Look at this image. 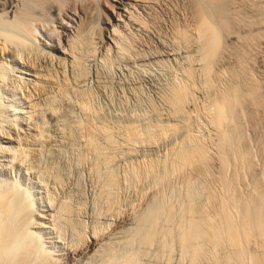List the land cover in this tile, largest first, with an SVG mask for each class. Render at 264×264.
Wrapping results in <instances>:
<instances>
[{
	"label": "rangeland",
	"instance_id": "374dc122",
	"mask_svg": "<svg viewBox=\"0 0 264 264\" xmlns=\"http://www.w3.org/2000/svg\"><path fill=\"white\" fill-rule=\"evenodd\" d=\"M25 1L26 0H17L16 3H18V2L24 3ZM28 1H31V0H28ZM28 1L26 2V4L28 3ZM56 1H58V0H56ZM78 1L77 2L79 4L75 0L72 1V3L69 0L64 1V2H60L58 4V6H60V4H62V3L65 4L64 6H67V9L64 7L66 10L63 9L64 11H67V12H64L62 10V8L59 9V12H61V10H62V12L65 13V14L62 13L63 15L61 13H59L58 10H56V8H58L57 4H55L56 5L55 9H54V7L49 8V10H51V8H53L54 11L53 10L48 11L47 10L48 8L46 6L41 8L40 7L41 5L38 4V6L40 5L38 7L37 3H39V2H37L36 5H34L35 3L33 2V0H32V2L34 4H28L25 6L23 3L22 4L18 3L16 5H18L20 7L17 6L18 8L15 7L16 9H14L17 11L21 10V11H19L21 13H23L26 8H27V10L29 9L28 12L31 13L30 16H29V13L27 14V18H28V20H30V22L29 21L28 22L31 24V25L30 24L29 25L32 26L33 29L35 28L34 32L36 30H39L38 33L43 32V34H42L43 36H39V34L36 31V34H38V36L34 35L35 37H33V38H35L34 41H36V39L38 41V39H39V41H40V43L38 41L39 44L37 42L33 43L32 38L29 39V41L32 42L35 46L39 45L38 47L42 48V50L43 49L45 51L47 50V52L49 50L50 53L53 52V54L55 51L52 50V48L50 46H52V45H54V47L58 46V39H55L53 41L52 35L54 34L56 36V37L55 36L54 37L58 38L59 36H57V35L62 34V32L61 33H58V32L63 31L62 26H61V25H63L62 24L63 20L66 19V21H68L69 26L67 27V31H66L67 37L62 38L61 40L62 41L64 40L62 42V47L65 46L64 48L65 49L67 48V50L71 51V52H68L66 50L67 51L66 54L61 53L60 54L62 56L61 59L60 58L57 59V57H54L50 61L49 68L54 73V74L53 73L51 74V72H50L51 76L53 75V81L55 83L54 84L55 86L53 85L54 86L53 89L54 90L56 89L55 91H57V89H58V91H59V89H62L63 87L59 86L58 81L60 82V85H61V82L62 83L64 82L63 83V86H64L63 89H66V88L68 89V90H65L66 92L68 91L67 92L68 100L69 101L72 100L71 99V97H72L73 101H74V102L72 101L73 102L72 103L73 106H72L71 103H63V101L60 99L61 98L60 96H59L60 98L57 97V100H59L60 102L57 101L55 98V100L58 103L56 101H54V103L58 104V107H59L58 109L61 111L63 109L62 113L60 111H58L59 112L58 115L61 113L62 115L61 114L59 115L60 118H62V117L65 118V115H66V118L69 117V119H72V120L77 121V122L79 121L78 123H81V125H80L81 128H79L78 131L79 132L81 131L80 132L81 134L77 131H75V134H78V135L80 134L81 136L77 135L78 137H76V135H75V144L76 145L75 144L74 145L76 147L72 146L71 148L70 147L68 148L62 142H59L60 144H62L63 147L65 146L64 150L66 151V149H69L70 153L67 150L68 152L66 151L65 155L63 153V156H62V153H61L58 157H56L57 158L56 159L57 160L56 168L49 166V164H48L49 162L47 161V159L45 160V158H47V150H48V143L45 140H42V141L40 140L36 144V148L38 149L39 153H41V152L43 153V154L42 153L40 154L41 158L43 157L42 158L43 163H41V166L43 165V167H40L39 168L40 170L36 169L37 171L38 170L40 171V172L38 171V173L36 170H34L33 171L34 173H33L30 170L28 171L26 169H19L17 166H12L14 164L10 161L11 160L10 156H8L9 158L8 157L5 158V160H4V158L0 159V162L3 165L4 164L8 165L7 168L2 170L1 171L2 173H0V177L1 178L4 177V179H5L4 185L6 183L8 185H10L11 183L12 184L17 183V181L19 180L18 183L22 184L21 186H23V188H26V190H29V192H32L31 194H33V192L35 193L34 196H36L38 202H40L42 204V201L44 200L42 205H47L49 199H52L54 201L56 200V202L54 203L56 205L55 208L62 207V208H60L61 211L58 208L59 209V210L57 209L58 212L56 210H54L55 212L53 211V213L49 212L50 215H48V218L52 217V219L51 218L49 219V222H48L49 225H48V223H46L47 227L35 229V231L38 233V236L37 235L35 236L36 240L39 239L38 242H39V244L41 243V245H43L45 252L50 253V254H48L50 259L45 257L44 255H43L44 256L43 257L39 253H37L38 257L35 259L36 254H32V252L29 251V252H31V255H33V256H31L30 254L28 255L29 252L27 253L25 251L26 252L25 257L23 254H20L23 257L22 256L18 257L17 261H15L16 259L13 261L9 260V261H6L8 263L4 262L2 264H27L28 259H26V258H28V257H29L30 261L32 260V258L35 259V261H34V259H33V261H31V264L32 263L36 264L38 258H40V259L42 258L41 260L38 259V262H37L38 264L40 261L42 262V263L40 262L41 264H75L74 262L76 260L67 259L68 254L73 252V251H76V250L78 251V249H82L84 247V245L88 242V240H91L94 238H96V240H98V241L92 247V250H90V252L88 253V255H90V256L87 255L88 260H87V257H85V260H83L82 263L77 262V264H83V263L84 264H86V263L91 264L89 262H92V264H94V261H92L94 258H95L94 259L95 261L97 260V262H95V264H101L103 262L101 260V258L105 261L104 262L105 264H106V262L110 263V260H113L112 261L113 263L114 262L118 263V261H120V258L123 260V261L121 260L122 262H125L124 260L126 258L130 259L129 258L130 255H132V256L134 255L133 257H136V258H133V259H137L135 261H137L139 264H141V263L142 264H146V263L147 264H153V263L154 264H216V262H215L216 256L218 255L220 257H223L224 255H226L228 253L227 248L226 247L224 248L222 246V247L215 249L214 239H210L209 236H206V235H203V237H201V238H193L191 241H189L186 239L187 232L190 231L194 225L205 223L204 220L206 218L211 219L210 224H212L214 226H219V225L223 226L224 220H226L228 213L230 214L231 212H233L237 216L240 215L239 212L241 210L242 201L245 198V196L249 195V196L255 197L259 193V191H261L260 193H263L262 197L264 199V185H263V183H264V105L262 104V102H259L253 96L252 93H250V92L247 93L248 95L246 98V105L244 108V118H242V120H241V122H242L241 132H240L239 137L237 138L236 142H234L235 144H233V142H232V143H228L229 146H227L226 143H222L221 140H219V139H221V137L218 138V136L220 135V134L218 135V132H220V131L216 127L214 122L212 124L213 120H211L212 119L211 113L214 114L213 110H215L214 100H215V96L217 94V89L220 88V86H221L220 84H222V86H223L224 82L229 81V77H230L229 75L230 74H229L228 70L230 69V67H234V66L238 65L237 62H238V60L240 61V58L242 57L241 53H245L244 55H246L245 58L243 59L244 68L246 67L245 68L246 77L244 76V79L248 81L249 85L254 84V83L258 84L259 85L258 92L261 93L263 95V98H264V0H251V1L249 0L246 5H245V3L247 1L242 4L238 0L239 3H241V5L239 4V6H241L243 8L245 7V9L247 8L246 10L251 15V17H254L253 19H256L257 23L256 22L254 23V24H256V25H254V28L257 29L256 34L259 33L260 31H261V33L257 34L258 36L255 35V37L253 38L254 40H252V42L248 43V44L243 42V40H242L243 38L242 39L240 38V37H243L244 35L247 34V31L249 28L248 26H245V27L242 26L243 29H242V27H239L240 29L239 28L237 29V32L240 31L239 34L237 33V36L240 35L238 37H236V36L235 37H233V36L228 37V35L224 36L227 38V39L225 38V41L227 40L225 42V44H228V45H226V47L230 45L227 49H225L226 51L229 50V52L226 53L229 56L224 57L222 55L224 53L223 52L221 54L223 58L220 55L219 59H221V60L224 59V61L223 60L221 61L219 59H218L219 61L217 60L218 62L221 61L222 64L218 63V62H216V63L214 62L215 63V64L213 63L214 67H213V65H211L214 69L211 68V70H209V73H208V70L205 71V69L207 68V64H206L207 58L204 55L206 53L205 48H204L205 43H203L204 42L203 40L206 39L205 38L206 36L204 37V35H203L204 27H202V29H203V32L201 33L203 35L202 36L201 34H199V31H202V29H200L201 27L196 29L197 26H199L197 24V23H199V21H197V20H199L198 19L199 17L197 15V10H194V9H196V6H194L195 4L191 3V0H189V1L185 0V2H183V0L182 1L179 0L178 2H177V0H175V1L165 0L166 2L164 0H162V1L158 0L161 3L162 8H161V5H158L159 3L157 0H155V1L143 0V2L145 1L144 3H146L143 5V7H145V8H143L141 6L140 7L141 9L139 8V9H137V11L134 10V14L137 13V16H140L139 17L140 20L137 19V16L134 14H132V15H134L135 17L131 16V18H128V20L130 19L128 21L129 24L125 23V21L123 23L122 22L123 20H121L118 28L120 26L121 27L119 29L117 28L119 30L117 32H119L121 34H119V33L114 34L116 37L114 36V38H113L114 42L112 41V43L110 44L111 47L108 44H105V40L108 38L105 37V30L104 29H103L104 31L101 30L102 27L104 28V26H103L104 22L103 21H104L105 14H106L104 12H100V11H105L106 6L104 5V2H103L104 0L103 1L101 0V2H98L99 0L87 1V2H89L88 4L93 5V6L89 7L87 4V8H90L89 10H86V11H88V16H86L87 13H82V12H81V14H77L79 12H76L74 10L73 7H77V10L81 7V5H80L81 0H78ZM171 1L174 3H172ZM187 1H188V4H186ZM238 1H237V3H238ZM68 2H69V4H68ZM73 2L74 3L76 2L79 7L77 6L76 3L74 5ZM66 3L69 6L72 5V7H70L71 10L68 8L69 6ZM182 3H184V4H182ZM63 4H62V7H63ZM180 4H181V7H180ZM191 4H193V5H191ZM23 5H24V8L26 7L25 9L22 8ZM148 5L152 6V7L148 8L149 7ZM182 5H184V6H182ZM188 5H189V7H188ZM192 6H194V7H192ZM103 8H104V10H103ZM153 8L154 9L156 8V9L154 10ZM157 8L159 10H157ZM186 8H187V10L190 8L192 11L194 10L196 12H194V11L192 12L189 9L188 10L189 12L187 11L188 12L187 13L185 10ZM141 10H142V12H141ZM156 10H157V12H155ZM56 11H57V14L53 13ZM72 11H74V12H72ZM105 12H107V7H106ZM152 12H153V14L151 15L150 13H152ZM190 13H193V14H190ZM59 14H61V15H59ZM69 14H72V15H69ZM75 14H77V15H75ZM138 14H140V15H138ZM143 14H145V15H143ZM195 14L197 15V17L194 16ZM10 15H11L10 16L11 18L9 17L10 18V19H8L9 22L12 21L11 20L12 18H14L13 12L10 13ZM32 15L34 18H37L36 21H34L35 19L33 21L31 20ZM67 15H69L70 18ZM80 15H82V17L83 16L84 17L81 18ZM100 15H102V16H100ZM186 15L187 16L189 15V16L187 17ZM60 16L62 17V19H63V17H65V18L63 20L62 19L60 20V18H61ZM29 17H31V18H29ZM133 17L135 18V21H134ZM142 17H144V18H142ZM194 17H196V19ZM146 18H147V20H146ZM42 19L44 21H42ZM83 19H85L84 20L85 22L83 21ZM136 19H137V22L139 21L138 23H135ZM141 19L143 21L145 19L146 24L143 23L141 21ZM257 19H260V20H257ZM131 20H132V22H131ZM80 21L83 23L82 26H81ZM140 21L143 23V25H142V23H140ZM193 21L195 23H193ZM196 21H197V23H196ZM258 21L260 22V25H259ZM12 22H13L12 24L18 26V24H15L16 23L15 20H13ZM33 22H34L35 26L32 25ZM40 22H42V23L40 24ZM10 24H9V26H10ZM12 24H11V27H12ZM42 24H43V27L45 29L42 28ZM84 24H85V26H84ZM190 24H191V26H190ZM14 25H13L12 29H14V27H15ZM38 25H40V26H38ZM132 25H134V26H132ZM139 26L141 27V29ZM142 26H143V28H142ZM257 26H259V27H257ZM11 27H9V28L11 29ZM18 27L16 28L17 30H15L17 32H19V29H20ZM56 28H58L59 30L61 29V30L57 31ZM126 28H127V30H126ZM54 30H55V32L53 33ZM110 30L113 32V30H114L113 27H111ZM121 30L124 31L123 34H122V32H120ZM138 30H140V31H138ZM15 31L12 30V32H15ZM257 31H259V32H257ZM20 32L23 33L24 31H22V29H21ZM50 32H52L51 35H50ZM102 32H104V33L102 34ZM16 34H18V33H16ZM25 34L26 33L19 34V35H21L20 37L24 38V36H22V35H25ZM28 34H29L28 36L30 37L31 36L30 33H28ZM32 34H35V33H32ZM101 35L104 36L105 40H104V38H102L104 41L101 40V42H100V39H101L100 37H102ZM26 36H27V34L25 35L24 39L27 38ZM117 36H119V37L117 38ZM37 37H39V38H37ZM70 37H72L74 39H72ZM202 37H203V39H202ZM229 38H231V39L233 38V40H231ZM239 38H240V40H239ZM246 39H247V37H246ZM26 40L28 41V38ZM29 41H28V43H30ZM53 42H54V44H53ZM55 42H56V44H55ZM72 42H76V43L73 44ZM32 43H30V44H32ZM48 43L49 44L52 43V44L49 45ZM40 44L42 45V47ZM71 44H73L76 47H73V45H71ZM108 46L112 50L109 51ZM230 47L233 50L230 51ZM73 48H75V49H73ZM165 48H166V50H165ZM169 48H171V49L169 50ZM72 49L74 50V53H75V54L73 53V55H72V52H73ZM158 49L159 50L161 49L160 50L161 52ZM157 50H158V52H157ZM167 51L168 52L171 51V53L169 52L170 53L169 54ZM176 51H177V53H176ZM149 52H151V53H149ZM154 52H156L157 54H159V52H160L159 57L156 56L155 55L156 53L154 54ZM163 52H165V55ZM172 52H173V54H172ZM203 52H205V53L203 54ZM147 53L149 55H152V54L153 55L149 56V55H147ZM57 54H59V52ZM70 54H71V56H70ZM144 54H146L147 56L145 55L142 58V56ZM74 55H76V56L74 57ZM27 56H28V54L26 55V59L24 58V61L26 62V60H28V59L31 61L32 56L31 57L30 56L27 57ZM63 56H67L69 60L68 59L65 60L66 57L64 58ZM148 56L150 57V59ZM23 57H25V53H24ZM147 57H148V59H147ZM74 58H75V60H74ZM63 59L66 61V63H67V61H69L68 66L65 64ZM229 60H230V62H229ZM28 61H27V63H28ZM61 61H63L62 63H64L63 69L64 68H67V70L69 69L68 70L69 75L67 74L68 76L66 74H64V73H67L66 69H64L65 71H62V73H61L60 69H62V68L60 67V64L58 66V63H61ZM72 61H74L76 66L73 65ZM62 63H61V65H62ZM9 64H13V63L11 62ZM51 64L52 65L55 64L54 66L57 65L56 67L59 69H57L56 67H55L56 68L55 69L54 66H51ZM72 65L75 67H73ZM205 65H206V68H205ZM16 66L21 67L22 65L19 66L16 64ZM186 67H187V69H186ZM191 67L193 70L191 69ZM51 68H54V69H51ZM221 68H222V70H221ZM227 68H228V70H227ZM190 69L192 70V72H190L191 71ZM54 70H56V71H54ZM58 70H60L59 71L60 74L58 73ZM76 70H78L77 71L78 74L76 73ZM185 71H187V72L189 71V72L187 73ZM56 72L59 75L56 74ZM217 72L219 74V76L217 74L218 78H216L217 76L215 75ZM72 73H74V74L72 75ZM190 73H193V74H191L193 76H195V75H197V76L192 77L190 75ZM188 74L191 76L190 78H187V77H189ZM247 74H248V76H247ZM65 75H66V77H65ZM186 75H188V76H186ZM69 76L72 78L69 79ZM74 76L76 79L73 78ZM54 77H55V79H54ZM56 77H58L59 80ZM65 78H68V80H66ZM78 78L81 80H79ZM193 78H194V81H195V79L198 78L195 81L196 83L197 82L198 83H197V85L196 84L195 85L197 87H198V85H199V87L201 86L200 87L201 90L197 87L195 88V85L192 84ZM184 79H186V80H184ZM190 79L192 81L190 83V85H192V87H194V89L192 87H191L192 89L190 88V85H189ZM211 79L213 81H211ZM75 80L77 82H75ZM220 80H222V81H220ZM187 81H189V82H187ZM184 82L187 83L188 86ZM200 83H201V85H200ZM69 85L72 86V88ZM183 85L185 88L187 86V87H189L187 89H189V90L191 89L192 91L193 90L194 91L193 92L191 91L192 92L191 93L190 91L187 90V92H190L187 94V92L185 91L186 89H184V91L182 89H179L180 87L182 88ZM67 86L70 87V90ZM157 89L160 91H158ZM177 89H179L181 91H179V90L177 91ZM198 89L200 91H197ZM54 90H53V93H58V91L55 92ZM72 90L74 93L71 92V94H70L69 92ZM182 91L186 92V94L184 93L186 95L185 96L186 98H184L183 97L184 94H182L183 101H182V103H180L181 105L178 102L177 103L173 102V96L175 95V92L178 93V92H182ZM195 91H196V93H195ZM200 92H203V93H200ZM192 95H194V96L192 97ZM201 95H202V97H200ZM56 96H58V95L56 94ZM69 97H70V99H69ZM161 98H162V100H161ZM165 98L167 100H165ZM168 100H169V102H168ZM166 101L169 105L166 103ZM211 102H212V104H211ZM75 103L76 104H78V103L82 104L83 103L82 105L78 104V105L82 106V108L80 106L77 107V105H75ZM175 103L177 105L179 104L180 106L178 105L179 106L178 107ZM68 104H71V105H68ZM213 104H214V106H212ZM173 105L174 106L176 105V106L174 107ZM69 106H71L73 108H71ZM74 107H76V108L74 109ZM65 108L66 109L68 108L72 114L69 112L68 109L66 110ZM158 112H160V114L163 116V117H160L161 119L159 118V116H161V115ZM164 112H165V114H163ZM209 112H211L210 115L208 114ZM171 113H173L175 116ZM63 114H64V116H63ZM185 115H187V116H185ZM195 115H196V117H195ZM210 116H211V118H210ZM170 117H171V119H170ZM178 117H180L181 119ZM64 118H62V119H64ZM78 118H79V120H78ZM158 119H160V120H158ZM165 119L168 121L169 125H171L170 121L172 120L171 121L172 122V128L169 129L170 132L173 130L172 133H170L171 136L169 134H167L168 132H166L167 130H165V129H167V126H166L167 124L164 126V128L166 127L165 129L163 127H161L162 126L161 124L164 125L163 121L165 122L166 121ZM175 119H178V120L176 121ZM186 119H189V120H187V121H190L188 123H190V124L192 123L193 128L192 129L190 128V130L192 131L195 129L194 131H196V129H197L198 134L193 132V131L191 132L189 129L188 130L186 129V130L192 134H196L195 136L192 134H190V135L188 134L187 136H185L187 134L186 133L187 131L184 128H185V126H188ZM106 120H108L107 122L109 124L106 122L108 124V126L110 127V125H111L110 128L114 129L116 126L115 130L117 131V133L114 130L112 131L114 139L120 140V143L116 142V144L118 143L117 146L115 145L116 147L110 146L106 143L107 142L106 139H103L101 136L103 133V132H101L102 130H99V134H97L98 133L97 129H99V126H102L100 123L106 124L104 122ZM114 120H117V121L114 122ZM180 120H182L184 123V124L182 123L183 127L180 125L181 124V122H179ZM155 121H157V122H155ZM173 121L176 122L174 129H173ZM185 121H186V124H185ZM117 122L120 123L122 126L119 125ZM112 123H114V124H112ZM154 123H157L158 125L154 124ZM159 123H160V125H159ZM178 123L180 126L179 128L182 127V129H184V132L186 131L185 134L183 133V131H182V133L178 134V132H180L182 130V129H180V131H179L177 129ZM95 124H97V126L98 125L99 126L96 127ZM190 124L188 127H191ZM113 125H114V127H112ZM134 125L137 128V131H134V130H136V128L134 129ZM152 125L155 127V129H154V127L152 128L153 130L151 128H149L151 131L146 129V127H148V126L151 127ZM155 125H157V127L158 126L160 127V128H158L160 131L156 128ZM127 126L129 128L131 127V129L129 130V128ZM144 126H146V127H144ZM139 127H140V129L143 127L146 130L142 128L143 129V131H142V129L140 130ZM100 128H102V127H100ZM124 129H126V132H124L125 131ZM161 129L163 130L162 132H165V134L169 135V137H171V138L173 137V139L176 136V134H178L179 136L175 137V138H177V140L171 139L172 141H169L170 138L167 135H165L163 138L164 142H162L163 139L161 138V136L159 137V133L161 132ZM176 129L178 131H174ZM157 130L159 131V133H157L158 132ZM118 131H119V133H118ZM82 132H84V133H82ZM87 132L90 135H88ZM93 132H94V134H92ZM120 132L121 133L123 132L124 134L123 133L121 134ZM137 132L142 133V135H139L140 133L137 135ZM143 132H144V134H143ZM148 132H149V134H156V135L158 134L156 137L157 138L159 137V138L157 140H155L156 137H147L146 138V136H149ZM151 132H153V133H151ZM125 133H126V136L128 137L127 138L125 136L126 139L123 136V135H125ZM133 133H135V134H133ZM84 134L86 135V137ZM114 134L117 137L119 136L120 139L117 138ZM172 134L175 136H173ZM92 135H94V136H92ZM96 135H98L97 138H96ZM134 135H135V137H134ZM136 135L138 137H136ZM183 135L185 136V138H183ZM199 135L200 136L204 135V136L200 137ZM139 136L140 137L143 136L144 138L143 137L140 138ZM193 136L197 137L198 139L194 138ZM131 137H132V139H131ZM165 137H166V139H165ZM180 137H181V140H180ZM187 137L193 138L194 141L196 139L197 140V141H195L196 143L194 141L190 142L189 144L185 143L188 140ZM104 138H105V135H104ZM123 138H124V140H123ZM148 138L149 139L153 138V139L148 140ZM191 138H190V140H192ZM199 138H201V139L204 138L203 140H205V141H203V140L201 141ZM88 139L90 142L92 141L91 139H93L95 141V144L97 143L95 148H93L94 146L91 145L92 149H89L90 145L87 144L89 142V141L87 142ZM130 139H131V141H130ZM160 139H162V140H160ZM183 139L185 142L182 141ZM198 140H200L201 142ZM127 141H129V142L127 143ZM44 142H46L47 144ZM121 142H122V144H121ZM38 143L39 144L42 143V144L39 145ZM45 144L47 145V149L45 147ZM60 144H58V147L62 151L63 147ZM119 144L123 145V147ZM38 145L40 146V148H38ZM152 145H154V146H152ZM230 145H232V146H230ZM234 145L236 146L235 148H237L236 149L237 155L235 157H233L234 155L233 156L230 155L231 150L228 151V149H232L234 147ZM150 146H152V147L150 148ZM43 147L45 148V151L43 149H41ZM118 147H121V148H118ZM226 147L227 148L232 147V148H228L226 150ZM99 148L100 149L103 148V149L99 150ZM123 148H125V149H123ZM40 149H41V152H40ZM95 149L97 151H95ZM106 149H107V151H106ZM111 149H114V150H111ZM64 150H63V152H64ZM104 150H105V152H103ZM188 150H189V152H188ZM90 151H92V152H90ZM109 151L110 152L114 151V152L110 153ZM128 151L131 154H125V158H124V153H128ZM87 152H89V153H87ZM190 152H191V154L188 155V153H190ZM66 153L69 155H67ZM112 153H115V154H112ZM108 154H109V156L111 155V157H114L113 158L114 161H111V162H113V163L115 162L116 164L112 163L113 164L112 165L111 162H108L109 160L107 161V158H109ZM42 155H46V157H44ZM86 155H88V156H86ZM105 155L107 157H105ZM112 155H115V156L117 155L116 156L117 158L115 156H112ZM122 155H123L124 160L122 158H120ZM78 156H80V157H78ZM81 156H83V157L85 156L84 157L85 160H79V159H81ZM118 156H119V158H118ZM126 156H128V157H126ZM63 157L65 158L66 161H64ZM136 157H137V159H136ZM43 159L47 162H45ZM60 159L62 162H65L64 164H66V165H64L62 162L59 163ZM67 160L69 162H67ZM120 160L122 162H120ZM146 160H147V162H146ZM76 161H79V162H76ZM118 161H119V164H118ZM10 163H12V165ZM67 163L70 165H67ZM9 164L13 168L14 167H16V168L12 169ZM6 165H5V167H6ZM46 165H47V167H46ZM44 166L47 169L44 168ZM61 167H62V169H61L62 171L60 170L61 171L60 174H61L62 178L60 177V174H57V173H59V169ZM52 168H55V169H52ZM48 169H50V172ZM70 169H71V171H70ZM52 170H54V171H52ZM43 171H45V172H43ZM47 171L49 172L50 177L47 174L48 173ZM41 172H43V173H41ZM62 172H63V174H62ZM13 173H14V175H13ZM66 173L68 175L70 174L72 177L70 175L68 176ZM64 174H65V176H64ZM51 175H53V176L51 177ZM55 175H59V176H55ZM43 176H45V177L43 178ZM46 176H48L47 179H46ZM59 177L62 180H64V184H63V181H61V179H59L60 181L58 180ZM15 178L18 180H16ZM42 178L44 180H41ZM55 179L57 181H54ZM8 180H10V182L11 181L12 182L10 183ZM14 180H15V182H14ZM45 180L47 182H45ZM6 181H8L10 184ZM51 181H54V182H51ZM58 181L61 182L63 185H65L66 188H64L63 185L59 184ZM43 182L45 183L46 186L43 184ZM65 182H67L68 184H65ZM70 182H72L73 185L75 184V186H72V184ZM7 184H6V186H8ZM48 185H49V188H48ZM56 185L58 186L57 188L55 187ZM67 185H68V187H67ZM70 186H72L73 188ZM42 187H43V189H42ZM55 188H56V190H55ZM68 188H69V190H68ZM57 189L59 191H61V189H62L63 192L61 191V195H60L59 191H57ZM52 190H54V191H52ZM66 190H68V191H66ZM72 190H73V192H72ZM50 191H51V193H50ZM55 191H57L59 193V195H58V193L55 195V193H56ZM46 193H48V194H46ZM49 194H50V196H48ZM51 194H54V195H51ZM41 195H44V196L41 197ZM55 196L57 199L54 198ZM48 197H49V199H48ZM62 201H63V203H61ZM57 202L58 203L60 202L61 205H65L64 202H66V205H67V203L68 204L70 203V205L61 206ZM156 206L159 208H157ZM75 208L77 209V211ZM154 208L156 209V211L157 210L160 211L158 213V214H161L160 216L157 215L158 211L154 212L155 211ZM66 209H69V210H66ZM71 210H73V211H71ZM81 211L82 212L84 211V212L82 213ZM152 211H153V213H156V217L158 216L160 218H158L159 222L157 221L158 223H157L156 229H153L155 232V233L153 232L154 233L153 238H152L153 241L151 239V242H148V241L146 242L144 240L143 235L144 234L146 235L145 232L148 231L147 230L149 228L148 227L149 226L148 220H149L150 214H152ZM56 212L60 213V214H56L57 215L56 216L55 215ZM52 214L54 216H52ZM71 214H73V215H71ZM154 215L155 214H153L151 216H154ZM63 216H64V218H63ZM53 217H54V219H53ZM57 219H59V221ZM121 219L122 220L124 219V220L122 221ZM119 225H120V227H119ZM106 226H107V228H106ZM94 230H96L95 233H94ZM97 231L100 232V233H97L99 235L98 237L96 234ZM117 232L119 233V235L117 234ZM135 233H136V235H135ZM93 234H95L96 237ZM48 236H50L51 238ZM112 236H113V238H112ZM101 237H103V238H101ZM114 237H116V238H114ZM41 238H42V240H41ZM85 238H88V239H86L87 241L85 240ZM99 238H100V240H99ZM142 238L146 242V245H145V242L142 241ZM103 239H104V241H103ZM115 239L117 240V242ZM83 240H85L86 242ZM122 240H123V242L128 241V243H126V242L120 243V241H122ZM35 241H33V242L36 245ZM99 241L100 242L102 241V242L99 243ZM42 243H44V244H42ZM71 243L73 245V249H72ZM75 243H76V245H75ZM78 243H80V244H78ZM81 243L82 244L84 243V244L81 245ZM77 244H78V248H77ZM97 244H100V245H97ZM74 245H75V247H74ZM101 245H103V246L105 245L104 248H102L103 246H101ZM137 245H139V246H137ZM80 247H82V248H80ZM130 247H132V248H130ZM145 247H146V249H145ZM75 248H77V249H75ZM96 249L97 250L99 249V250L96 251ZM51 250H53V251H51ZM138 250H139V252H138ZM99 251H100V253H99ZM103 251H105V252H103ZM128 251H130V252H128ZM25 252H23V253H25ZM91 252L92 253L95 252L96 254L95 253L92 254ZM115 252L117 254H115ZM215 252H216V254H215ZM51 253L53 256L51 255ZM133 253H135L136 255ZM104 254H105V256H103ZM97 255H99V258L101 256L102 257L99 259V258H97ZM132 256H131V258H132ZM51 257H54V259L55 258L56 259L54 260ZM91 257H92V259H91ZM21 258L22 259L25 258V259H23L24 261H22ZM58 258H59L60 262L57 260ZM60 258H62V261ZM76 258L78 259L79 257L77 256ZM138 258H139V261L142 259L141 260L142 262L141 261L139 262ZM98 259L102 262L99 261L100 263H98ZM127 259H126V261H127ZM19 260L22 263H20ZM52 260H53V262H52ZM130 260H132V259H130ZM220 261H221V259H220ZM61 262H63V263H61ZM116 263H114V264H116ZM222 263H223V261H221L219 264H222Z\"/></svg>",
	"mask_w": 264,
	"mask_h": 264
},
{
	"label": "bare ground",
	"instance_id": "6f19581e",
	"mask_svg": "<svg viewBox=\"0 0 264 264\" xmlns=\"http://www.w3.org/2000/svg\"><path fill=\"white\" fill-rule=\"evenodd\" d=\"M16 1L17 0H0V159H3L4 158V160H5V158H7L8 156H10V158H11V162L14 164V165H12V163H10L12 166H17L19 169H26V170H30V171H34V170H36V169H39L40 167H43V165L41 166V163H43L42 162V158H41V149H43L44 151H45V148L43 147V148H41L40 149V152L41 153H39V151H38V149L36 148V144H37V142L38 141H42V140H45L47 143H48V150H47V158H45V160L47 159V161L49 162L48 164H49V166H52V167H55L56 168V162H57V158L56 157H58L61 153H62V156H63V153H64V155H65V152L68 150L69 151V149H66V151L64 150V147L65 146H67L68 148L70 147H72V146H75L76 144H75V135H76V137H78L81 133V131L79 132L78 130H79V128H81V123H78L77 121H74V120H72V119H69V117H67L66 118V115H65V118L64 117H62V118H64V119H62V118H60V114L62 113V111H63V109H62V111L61 110H59L58 108V102L57 101H59V100H57V97H59L62 101H63V103H73L74 101H73V98L71 97V99L72 100H68V95H67V92L65 91V90H68L67 88L66 89H63L64 88V86H63V83L61 82V85H60V82L58 81V83H59V86H62L63 88L62 89H59V91H58V89H57V91H58V93H53V88H54V81H53V75L51 76V74L53 73L51 70H50V68H49V64H50V61L54 58V57H57V59L58 58H62V56L60 55L61 53H67V48L65 49L64 47L65 46H63L62 47V42L64 41H62L61 39L62 38H64V37H67V33H66V31H67V27L69 26L68 25V21H66V19L65 20H63L65 17H63V19H62V17L60 18V20L62 19L63 20V25H61L62 26V29H63V31H60L58 28H56V30L57 31H60V32H58V33H61L62 32V34L61 35H57V36H59L58 38H55L56 36L53 34L52 36V38H53V41L55 40V39H58V46H55L54 47V45H52V46H50L51 48H52V50H54L55 52H54V54H53V52L52 53H50L49 52V50H48V52H47V50L45 51L44 49L42 50V48H40V47H38L39 45H37V46H35L33 43L34 42H37L38 43V41H39V39H38V41H37V39H36V41H34L35 40V38H33V37H35L34 35H36V36H38V34H39V36H43L42 34H43V32L41 33H38V31L39 30H36L37 31V33L38 34H36V31L34 32V29H33V27L32 26H30L31 24L29 23L30 22V20H28V18H27V14L29 13L28 11H29V9L27 10V8L25 9L24 8V5L26 6V5H28V4H34V5H36V3L37 2H39V3H37V6H38V4H40L39 6L42 8V7H44V6H46L48 9V11H51V10H53V8H51V10H49V8L50 7H54V9L56 8V5L55 4H57V6H58V4L60 3V2H64V1H68V0H58V1H56V0H33V2H32V0L31 1H28V0H26L23 4V6H22V8L23 9H25V13L23 12V13H21V12H19V11H21V10H14V9H16L15 7H17L18 5H16V4H18V3H20V2H18V3H16ZM28 1V3L26 4V2ZM71 3H72V1H74V0H69ZM76 2L78 1V0H75ZM87 1H89V0H81L80 1V5H81V7L77 10V7H73L74 8V10L76 11V12H79V13H77V14H81V12L82 13H87L86 14V16H88V11H86V10H89L90 8H87V4L89 3V2H87ZM91 1V0H90ZM103 1V0H102ZM153 1H155V0H153ZM158 1V0H157ZM162 1V0H161ZM165 1V0H164ZM173 1H175V0H173ZM179 0H177V2H178ZM182 1V0H181ZM189 1V0H188ZM188 1H187V3L186 4H188ZM193 1V2H192ZM237 1L238 0H191V3H193V4H195L194 6H196V9H194V10H197V15H198V19L199 20H197V21H199V23H197V21H196V23L199 25V26H197V28L196 29H198V28H200V29H202V27H204V33H203V35H204V37L206 38L205 40H203L204 42L203 43H205V52H203V54L206 56V58H207V68H206V65H205V71L206 70H208V73H209V70H211V68H213L214 67V65H213V63L215 62H218L219 60H221V59H219V57H220V55L224 52L225 54L226 53H228L229 52V50H225V49H227L229 46H227L226 47V45H228V44H225V42L227 41H225V38L226 37H224V36H226V35H228V37H238V36H240V35H238L237 36V33L239 34V32H237V29L239 28V27H242V26H248L249 28H248V31H247V34L246 35H244L243 37H240L242 40H243V42H245V43H251L252 42V40H254L253 38L255 37V35H257V34H259V33H261V31L259 32V31H257V32H259V33H257L256 34V28H254V25H256V24H254L255 22H256V19H253L254 17H251V15L248 13V11L245 9V7L243 8V7H241V6H239V4L241 5V3L243 4V3H245L246 1V3H245V5L248 3V1L249 0H239L241 3H239V1H238V3H237ZM251 1V0H250ZM58 2V3H57ZM75 2V3H76ZM79 2V1H78ZM77 2V3H78ZM98 2H101V0H99ZM104 2V5L107 7V12H105L106 11V7H105V11H100V12H104V13H106L105 14V18H104V28L102 27V31H104L105 30V37H107L108 39H106L105 40V38H104V36L103 35H101L102 37H100L101 39H100V42H101V40H103L102 38H104V40H105V44H108L109 46H110V44L112 43V41L114 42V40H113V38H114V34H116V33H119V32H117V31H119L118 29L121 27H119L118 28V26H119V23H120V21L121 20H123L122 22L124 23V21H125V23H127V24H129L128 23V21L130 20H128V18H131V16H134V15H136L137 16V13H135L134 14V10H136L137 11V9H139L141 6L143 7V5L144 4H146V3H144L143 2V0H104L103 1ZM166 2V1H165ZM172 2V1H171ZM183 2H185V0H183ZM22 3H20V4H22ZM75 3L73 2V4L75 5ZM76 3V4H77ZM158 5H161V3L158 1ZM172 3H174V2H172ZM176 3V2H175ZM43 4V5H42ZM63 4V3H62ZM62 4H60V6H58V8H56V10H58V12H59V9H61L62 8V10L63 9H67V6H64L65 4H63V7H62ZM67 4V3H66ZM68 4H69V2H68ZM67 4V5H68ZM79 4V3H78ZM78 4H77V6H78ZM101 4V3H100ZM152 4V3H151ZM157 4V3H156ZM165 4V3H164ZM182 4H184V3H182ZM185 4V5H186ZM193 4H191V5H193ZM253 4V3H252ZM154 5V4H153ZM190 5V4H189ZM189 5H188V7H189ZM259 5V4H258ZM30 6V5H29ZM36 6V7H37ZM38 6V7H39ZM69 6V5H68ZM88 6L89 7H91V6H93V5H90V4H88ZM149 6V5H148ZM178 6V5H177ZM182 6H184V5H182ZM194 6H192V7H194ZM18 7H20V6H18ZM17 7V8H18ZM45 7V8H46ZM65 7V8H64ZM70 7H72V5L71 6H69L68 8L71 10V8ZM79 7V6H78ZM152 6H149L148 8H151ZM154 7V6H153ZM156 7V6H155ZM180 7H181V4H180ZM191 7V6H190ZM143 8H145V7H143ZM161 8H162V5H161ZM164 8V7H163ZM179 8V7H178ZM39 9V8H38ZM37 9V10H38ZM65 9V10H66ZM141 9V8H140ZM147 9V8H146ZM154 9V8H153ZM156 9V8H155ZM154 9V10H155ZM165 9V8H164ZM181 9V8H180ZM183 9V8H182ZM190 9V8H189ZM188 9V10H189ZM252 9V8H251ZM254 9V8H253ZM27 10V11H26ZM62 10H61V12H59V13H63V14H65L64 12H67V11H64V12H62ZM73 10V9H72ZM103 10H104V8H103ZM152 10V9H151ZM157 10H159L158 8H157ZM157 10L155 11V12H157ZM163 10V9H162ZM186 10V12L188 11L187 10V8L185 9ZM193 10V11H194ZM46 11V10H45ZM54 11V10H53ZM86 11V12H85ZM190 11H192L191 9H190ZM192 11V12H193ZM13 12V17L14 18H12L11 20L13 21V20H15V24H18V26H16V25H14V24H12L13 22L12 21H10L9 22V20L8 19H10L11 17V15H10V13H12ZM27 12V13H26ZM72 12H74V11H72ZM75 12V13H76ZM140 12V11H139ZM141 12H142V10H141ZM159 12V11H158ZM189 12V11H188ZM187 12V13H188ZM194 12H196V11H194ZM53 13H55V14H57V11L56 12H53ZM149 13V12H148ZM186 13V14H187ZM30 14L31 13H29V16H30ZM61 14H59V15H61ZM62 14V15H63ZM77 14H75V15H77ZM132 14H134V15H132ZM151 15L153 14V12L152 13H150ZM190 14H193V13H190ZM34 15V14H33ZM33 15L31 16V17H29V18H31V20L33 21L34 19V21H36V19L37 18H34L33 17ZM69 15H72V14H69ZM69 15H67V16H69ZM138 15H140V14H138ZM143 15H145V14H143ZM197 15L195 14L194 16H196L197 17ZM81 16V18H83L82 17V15H80ZM100 16H102V15H100ZM148 16V15H147ZM187 16V15H186ZM189 16V15H188ZM187 16V17H188ZM10 17V18H9ZM36 17V16H35ZM79 17V16H78ZM135 17V16H134ZM133 17V18H134ZM140 16H137V19H139L140 20V18H139ZM146 17V16H145ZM186 17V18H187ZM196 17H194L195 19H196ZM69 18H70V16H69ZM75 18V17H74ZM88 18V17H87ZM142 18H144V17H142ZM193 18V17H192ZM73 19V18H72ZM137 19H136V22L135 23H138L137 22ZM85 19H83V21H84ZM89 20V19H88ZM133 20V19H132ZM132 20H131V22H132ZM146 20H147V18H146ZM257 20H260V19H257ZM29 21V22H28ZM38 21V20H37ZM42 21H44L43 19H42ZM127 21V22H126ZM134 21H135V18H134ZM141 21L143 22V23H145L146 24V21H145V19H144V21L141 19ZM140 21V23H142ZM66 22V23H65ZM81 22V21H80ZM85 22V21H84ZM259 22V21H258ZM262 22V21H261ZM12 24V27H11V24ZM37 23V22H36ZM39 23V22H38ZM42 22H40V24H41ZM139 23V24H140ZM143 23H142V25H143ZM193 23H195L194 21H193ZM257 23V22H256ZM9 24H10V26H9ZM30 24V25H29ZM72 24V23H71ZM82 22H81V26H82ZM144 24V25H145ZM13 25L15 26L14 27V29H12L13 28ZM32 25H34V22L32 23ZM37 25V24H36ZM121 25V24H120ZM126 25V24H125ZM135 25V24H134ZM134 25H132V26H134ZM141 25V24H140ZM259 25H260V22H259ZM35 26V25H34ZM38 26H40V25H38ZM45 26V25H44ZM80 26V27H81ZM84 26H85V24H84ZM113 27V32L110 30V28L111 27ZM124 26V25H123ZM128 26V25H127ZM131 26V25H130ZM190 26H191V24H190ZM9 27H11V29L9 28ZM20 28L19 29V32H20V30L22 29V31H24L23 33L22 32H17V31H15V30H17L16 28ZM129 27V26H128ZM136 27V26H135ZM140 27V26H139ZM195 27V26H194ZM257 27H259V26H257ZM39 28V27H38ZM42 28L43 29H45L44 27H43V24H42ZM54 28V27H53ZM118 28V29H117ZM138 28V27H137ZM142 28H143V26H142ZM41 29V28H40ZM51 29V28H50ZM70 29V28H69ZM104 29V30H103ZM123 29V28H122ZM132 29V28H131ZM140 29H141V27H140ZM199 29V30H200ZM240 29V28H239ZM242 29H243V27H242ZM241 29V30H242ZM246 29V28H245ZM12 30L13 31H15L16 33H18V34H16L15 32H12ZM83 30V29H82ZM126 30H127V28H126ZM130 30V29H129ZM46 31V30H45ZM138 31H140V30H138ZM137 31V32H138ZM49 32V31H48ZM55 32V30L53 31V33ZM120 32H122V34H123V32L124 31H120ZM203 32V29H202V31H199V34H201ZM24 33H26L27 34V38H28V41H29V39H31L32 38V40H33V43L32 42H30V43H32V44H30V43H28V41L26 40V39H24L25 38V35H22V36H24V38L23 37H20L21 35H19V34H24ZM28 33H30V37L28 36L29 34ZM32 33H35V34H32ZM57 33V32H56ZM69 33V32H68ZM104 32H102V34H103ZM136 33V32H135ZM41 34V35H40ZM52 34V32H50V35ZM119 34H121V33H119ZM33 35V36H32ZM202 35V34H201ZM202 35V36H203ZM55 36V37H54ZM242 36V35H241ZM258 36V35H257ZM50 37V36H49ZM116 37V36H115ZM119 36H117V38H118ZM246 37H247V39H246ZM37 38H39V37H37ZM43 38V37H42ZM51 38V37H50ZM70 38H72V37H70ZM240 38H239V40H240ZM72 39H74V38H72ZM83 39V38H82ZM202 39H203V37H202ZM227 39V38H226ZM229 39H231V38H229ZM31 40V41H32ZM70 40V39H69ZM103 40V41H104ZM231 40H233V38L231 39ZM241 40V41H242ZM247 40V41H246ZM73 41V40H72ZM76 41V40H75ZM238 41V40H237ZM48 42V41H47ZM71 42V41H70ZM39 43H40V41H39ZM38 43V44H39ZM69 43V42H68ZM73 44L74 43H76V42H72ZM80 43V42H79ZM117 43V42H116ZM121 43V42H120ZM244 43V44H245ZM49 44V43H48ZM50 44H52V43H50ZM49 44V45H50ZM53 44H54V42H53ZM55 44H56V42H55ZM73 44H71V45H73ZM100 44V43H99ZM233 44V43H232ZM41 45V44H40ZM46 45V44H45ZM66 45V44H65ZM70 45V46H71ZM77 45V44H76ZM103 45V44H102ZM243 45V44H242ZM104 46V45H103ZM107 46V45H106ZM109 46H108V48H109ZM203 46V45H202ZM41 47H42V45H41ZM44 47V46H43ZM72 47V46H71ZM73 47H76V46H74L73 45ZM78 47V46H77ZM111 47V46H110ZM70 48V47H69ZM107 48V49H108ZM73 49H75V48H73ZM72 49V50H73ZM77 49V48H76ZM157 49V48H156ZM168 49V48H167ZM171 48H169V50H170ZM173 49V48H172ZM183 49V48H182ZM51 50V51H52ZM67 50V51H66ZM70 50V49H69ZM110 50H112V49H110L109 48V51ZM151 50V49H150ZM159 50V49H158ZM158 50H157V52H158ZM161 50V49H160ZM159 50V51H160ZM165 50H166V48H165ZM231 50H233V49H231V47H230V51ZM235 50V49H234ZM108 51V50H107ZM59 52V54H57V53ZM68 52H71V51H68ZM161 52V51H160ZM160 52H159V54H157L156 52H154V54L156 55V56H158L159 57V55H160ZM168 52V51H167ZM170 53H171V51H169ZM168 52V53H169ZM175 52V51H174ZM180 52V51H179ZM234 52V51H233ZM232 52V53H233ZM24 53H25V57H23L24 56ZM73 53H74V50H73V52H72V55H73ZM79 53V52H78ZM149 53H151V52H149ZM164 53V55H165V52H163ZM167 53V54H168ZM169 53V54H170ZM176 53H177V51H176ZM222 54L224 57L225 56H229V55H225V54ZM28 54V56H32V60L30 61L29 59V61L28 60H26V62L24 61V58L26 59V55ZM75 54V53H74ZM172 54H173V52H172ZM230 54V53H229ZM245 53H241V55H242V59L240 58V61L238 60V65H236V66H234V67H230V69L228 70V68H227V70L229 71V81H226V82H222L223 83V86H222V84H220L221 86H220V88L219 89H217V94H216V96H215V100H214V103H215V106H214V104L212 105V106H214V108H215V110H213L214 111V114L213 113H211V112H209L208 114L210 115V113H211V116H212V119L211 120H213L212 121V124H213V122H214V124L216 125V127L219 129V131L220 132H218V138H220L221 137V139H219V140H221V142L222 143H226V145L227 146H229L228 145V143H232L233 142V144H235L234 142H236V140H237V138L239 137V134H240V132H241V125H242V122H241V120H242V118H244V108H245V105H246V98H247V93L248 92H250V93H252L253 94V96L259 101V102H262V104L264 105V98H263V95L261 94V93H259L258 92V90H259V85L258 84H256V83H254V84H251V85H249V83H248V81L247 80H245L244 79V76L246 77V75H245V72H246V70H245V68H244V63H243V59L245 58V56L246 55H244ZM146 54H144L143 56H142V58L145 56ZM147 55H149L148 53H147ZM146 55V56H147ZM153 55V54H152ZM152 55H149V56H152ZM162 55V54H161ZM177 55V54H176ZM181 55V54H180ZM222 55H221V57H222ZM240 55V56H241ZM27 56V57H28ZM70 56H71V54H70ZM76 55H74V57H75ZM148 56V57H149ZM163 56V55H162ZM169 56V55H168ZM238 56V55H237ZM29 57V58H30ZM64 58L66 57V59L65 60H67L68 59V57L67 56H63ZM73 57V56H72ZM148 57H147V59H148ZM170 57V56H169ZM82 58V57H81ZM161 58V57H160ZM223 58V57H222ZM56 59V58H55ZM72 59V58H71ZM149 59H150V57H149ZM205 59V58H204ZM219 59V60H218ZM64 60V59H63ZM64 60V62H65V64L68 66V62L69 61H67V63H66V61ZM69 60V59H68ZM73 60V59H72ZM74 60H75V58H74ZM146 60V59H145ZM218 60V61H217ZM223 61H224V59H222ZM221 60V61H222ZM27 61H28V63H27ZM55 61V60H54ZM53 61V62H54ZM78 61V60H77ZM206 61V60H205ZM221 61L220 62H218V63H221ZM13 63V64H9V63ZM52 62V63H53ZM56 62V61H55ZM54 62V63H55ZM63 61H61V63H62ZM73 62V65H75V63H74V61H72ZM229 62H230V60H229ZM58 63V62H57ZM61 63H58V66H59V64H60V67L62 68V69H60L61 70V73H62V71H65L64 69H66V71H67V73H64V74H68L69 72H68V70H67V68H64L63 69V65H64V63H62V65H61ZM214 63V64H215ZM16 64L17 65H19V66H21V67H17L16 66ZM56 64V63H55ZM54 64V65H55ZM80 64V63H79ZM193 64V63H192ZM222 64V63H221ZM220 64V65H221ZM225 64V63H224ZM54 65H52L51 64V66H54ZM72 65V66H73ZM211 65H213V67L211 66ZM219 65V64H218ZM57 66V65H56ZM56 66H54V68L56 67ZM76 66V65H75ZM75 66H73V67H75ZM190 66V65H189ZM66 67V66H65ZM54 68H51V69H54ZM57 68V67H56ZM55 68V69H56ZM71 68V67H70ZM78 68V67H77ZM57 69H59V68H57ZM72 69V68H71ZM79 69V68H78ZM186 69H187V67H186ZM185 69V70H186ZM191 69H192V67H191ZM190 69V70H191ZM214 69V68H213ZM60 70H58V73H59V71ZM75 70V69H74ZM189 70V71H190ZM193 70V69H192ZM192 70L190 71V72H192ZM221 70H222V68H221ZM220 70V71H221ZM226 70V71H227ZM54 71H56V70H54ZM78 70H76V73L78 74V72H77ZM188 71V72H189ZM213 71V70H212ZM211 71V72H212ZM219 71V72H220ZM50 72H51V74H50ZM74 72V71H73ZM185 72H187V71H185ZM187 72V73H188ZM194 72V71H193ZM210 72V73H211ZM57 72H56V74H58ZM75 73V74H76ZM195 73V72H194ZM248 73V72H247ZM54 74V73H53ZM60 74V73H59ZM58 74V75H59ZM74 73H72V75H73ZM76 74V75H77ZM81 74V73H80ZM191 74H193V73H190V75ZM206 74V73H205ZM217 74H218V72L215 74L216 76H217ZM221 74V73H220ZM223 74V73H222ZM225 74V73H224ZM243 74V75H242ZM66 75H65V77H66ZM69 75V74H68ZM67 75V76H68ZM75 75V76H76ZM84 75V74H83ZM189 75V74H188ZM188 75H186V76H188ZM189 75V77H187V78H190L191 76L192 77H195V76H197V75H195V76H193V75H191L190 76ZM243 77H242V76ZM75 76L73 77V78H75ZM78 76V75H77ZM218 76H219V74H218ZM218 76L216 77V78H218ZM221 76V75H220ZM223 76V75H222ZM227 76V75H226ZM247 76H248V74H247ZM59 77V76H58ZM58 77H56V78H58ZM79 77V76H78ZM211 77V76H210ZM60 78V77H59ZM59 78H58V80H59ZM62 78V77H61ZM70 78H72V77H70L69 76V79ZM242 78V79H241ZM54 79H55V77H54ZM66 80H68V78H65ZM76 79V78H75ZM79 79V78H78ZM77 79V80H78ZM198 79V78H197ZM197 79H195V81L197 80ZM202 79V78H201ZM206 79V78H205ZM210 79V78H209ZM247 79V78H246ZM61 80V79H60ZM79 80H81V79H79ZM184 80H186V79H184ZM188 80V79H187ZM228 80V79H227ZM57 81V80H56ZM62 81V80H61ZM64 81V80H63ZM70 81V80H69ZM74 81V80H73ZM194 81V78H193V83L192 84H196L197 85V83ZM199 81V80H198ZM203 81V80H202ZM211 81H213L212 79H211ZM220 81H222V80H220ZM224 81V80H223ZM68 82V81H67ZM71 82V81H70ZM75 82H77L76 80H75ZM187 82H189V81H187ZM192 81H191V79H190V82H189V85H190V83H191ZM195 82V83H194ZM205 82V81H204ZM208 82V81H207ZM72 83V82H71ZM80 83V82H79ZM185 83V82H184ZM213 83V82H212ZM185 84H187V83H185ZM54 85V86H53ZM195 85V88L197 87ZM200 85H201V83H200ZM70 86V85H69ZM101 86V85H100ZM143 86V85H142ZM187 86H188V84H187ZM186 86V88L184 87V85H183V87L181 88H179V89H182L183 91H184V89H186L185 91L187 92V90L188 91H192L191 89L193 88L194 89V87H192V85H190V90L189 89H187V88H189V87H187ZM68 87V86H67ZM71 88H72V86H70ZM70 87H68L69 88V90H70ZM102 87V86H101ZM201 87V86H200ZM200 87H199V85H198V87L197 88H199L200 89ZM58 88V87H57ZM61 88V87H60ZM103 88V87H102ZM105 88V87H104ZM107 89V88H106ZM160 89V88H159ZM179 89H177V91L179 90ZM197 90V91H200V90ZM56 90V89H55ZM54 90V91H55ZM126 90V89H125ZM158 90V89H157ZM57 91H55V92H57ZM102 91V90H101ZM158 91H160V90H158ZM179 91H181V90H179ZM182 91V92H183ZM194 91V90H193ZM192 91V92H193ZM71 92L72 93H74L73 92V90L72 91H70L69 93L71 94ZM136 92V91H135ZM173 92V91H172ZM175 92V95L173 96V102H178L179 104L180 103H182V101H183V97L184 98H186L185 96V94H186V92ZM190 92H187V94L188 93H190ZM191 92V93H192ZM160 93V92H159ZM177 93V94H176ZM185 93V94H184ZM195 93H196V91H195ZM200 93H203V92H200ZM56 94L58 95V96H56ZM84 94V93H83ZM161 94V93H160ZM172 94V93H171ZM182 94H184L183 95V97H182ZM212 94V93H211ZM79 95V94H78ZM158 95V94H157ZM162 95V94H161ZM160 95V96H161ZM164 95V94H163ZM215 95V94H214ZM95 96V95H94ZM171 96V95H170ZM194 95H192V97H193ZM70 97H69V99H70ZM163 97V96H162ZM166 97V96H165ZM169 97V96H168ZM200 97H202V95L200 96ZM205 97V96H204ZM212 97V96H211ZM55 98H56V100H55ZM164 98V97H163ZM82 100V99H81ZM161 100H162V98H161ZM164 100V99H163ZM165 100H167L166 98H165ZM194 100V99H193ZM54 101H56L57 103H54ZM73 101V102H72ZM107 101V100H106ZM172 101V100H171ZM185 101V100H184ZM60 102V101H59ZM78 102V101H77ZM168 102H169V100H168ZM62 103V102H61ZM62 103V104H63ZM166 103H167V101H166ZM175 103V104H176ZM60 104V103H59ZM71 104H68V105H71ZM78 104H80V103H78ZM78 104H76L75 103V105H77V107L78 106H80V105H82V104H80V105H78ZM168 104V103H167ZM173 104V103H172ZM171 104V105H172ZM178 104V105H179ZM211 104H212V102H211ZM61 105V104H60ZM59 105V106H60ZM66 105V104H65ZM67 105V106H68ZM74 105V106H75ZM169 105V104H168ZM177 105V104H176ZM175 105V106H176ZM177 105V106H178ZM181 105V104H180ZM179 105V106H180ZM183 105V104H182ZM72 106H73V104H72ZM109 106V105H108ZM174 106V105H173ZM174 106V107H175ZM178 106V107H179ZM185 106V105H184ZM206 106V105H205ZM62 107V106H61ZM69 107H71V106H69ZM68 107V108H69ZM81 108H82V106H80ZM86 107V106H85ZM171 107V106H170ZM67 108V109H68ZM71 108H73V107H71ZM70 108V109H71ZM76 107H74V109H75ZM80 108V109H81ZM207 108V107H206ZM213 108V109H214ZM61 109V108H60ZM66 109V108H65ZM66 109V110H67ZM78 109V108H77ZM175 109V108H174ZM69 110V109H68ZM176 110V109H175ZM58 111H60L61 113L58 115ZM72 111V110H71ZM170 111V110H169ZM197 111V110H196ZM200 111V110H199ZM69 112H70V110H69ZM162 112V111H161ZM173 112V111H172ZM71 113V112H70ZM69 113V114H70ZM159 114H160V112H158ZM177 113V112H176ZM72 114V113H71ZM75 114V113H74ZM99 114V113H98ZM163 114H165V112L163 113ZM171 114H173V113H171ZM62 115V114H61ZM161 115V114H160ZM168 115V114H167ZM174 115V114H173ZM63 116H64V114H63ZM88 116V115H87ZM175 116V115H174ZM183 116V115H182ZM185 116H187V115H185ZM205 116V115H204ZM211 116H210V118H211ZM93 117V116H92ZM103 117V116H102ZM160 117H163L162 115L161 116H159V118ZM169 117V116H168ZM184 117V116H183ZM195 117H196V115H195ZM113 118V117H112ZM166 118V117H165ZM174 118V117H173ZM178 118H180V117H178ZM185 118V117H184ZM183 118V119H184ZM187 118V117H186ZM208 118V117H207ZM82 119V118H81ZM94 119V118H93ZM161 119V118H160ZM160 119H158V120H160ZM170 119H171V117H170ZM169 119V120H170ZM181 119V118H180ZM78 120H79V118H78ZM123 120V119H122ZM157 120V121H158ZM164 120V119H163ZM162 120V121H163ZM166 120V119H165ZM176 121L178 120V119H175ZM174 120V121H175ZM187 120H189V119H186V121ZM201 120V119H200ZM108 120H106V121H104L105 123L107 122ZM115 121H117V120H114V122ZM120 121V120H119ZM118 121V122H119ZM157 121H155V122H157ZM172 121V120H171ZM170 121V123H171V125H169L168 124V121L166 120L165 122L163 121V123H164V125L163 124H161L162 126L161 127H163L164 128V126L166 125L167 126V129H165V130H167L166 132H168L167 134H169L170 136H171V134L170 133H172V131L170 132L169 131V129L170 128H172V122ZM173 121V129H174V127H175V124H176V122H174ZM186 121H185V124H186ZM192 121V120H191ZM98 122V121H97ZM100 122V121H99ZM113 122V121H112ZM117 122V123H118ZM142 122V121H141ZM151 122V121H150ZM153 122V121H152ZM167 122V123H166ZM179 122H181V126L184 124L183 123V121L182 120H180ZM188 122H190V121H187V125L189 126V124L190 123H188ZM85 123V122H84ZM95 123V122H94ZM108 123V122H107ZM102 124V123H100L102 126H99V129H97L98 131V133L97 134H99V130H102L101 132H103L102 133V138L103 139H106V143L108 144V145H110V146H117L118 145V143H120V140H115L114 139V136H113V130L117 133V131L115 130V128H116V126H115V128L114 129H112V128H110L111 127V125H110V127L108 126V124ZM183 123V124H182ZM86 124V123H85ZM93 124V123H92ZM99 124V123H98ZM112 124H114V123H112ZM116 124V123H115ZM119 125H121L120 123H118ZM124 124V123H123ZM141 124V123H140ZM149 124V123H148ZM154 124H157V123H154ZM153 124V125H154ZM96 125V127H98L97 126V124H95ZM117 125V124H116ZM150 125V124H149ZM148 126V127H146V126H144V127H146V129H148V130H150L149 128H153L154 126ZM158 125V124H157ZM157 125H155L156 126V128L158 129V128H160L159 126L157 127ZM159 125H160V123H159ZM169 125V126H168ZM207 125V124H206ZM211 125V124H210ZM85 126V125H84ZM94 126V125H93ZM122 126V125H121ZM130 126V125H129ZM133 126V125H132ZM137 126V125H136ZM143 126V125H142ZM171 126V127H170ZM177 126V125H176ZM188 126H185V130L187 129H189L190 130V128L192 129L193 128V126H192V123L190 124V126L191 127H188ZM89 127V126H88ZM95 127V126H94ZM100 127H102V128H100ZM112 127H114V125L112 126ZM119 127V126H118ZM128 127V126H127ZM169 127V128H168ZM180 126H179V123H178V126H177V129L180 131V129H182V127L181 128H179ZM187 127V128H186ZM125 128V127H124ZM129 128V127H128ZM136 127H135V125H134V129H135ZM143 128V127H142ZM141 128V129H142ZM162 128V129H163ZM204 128V127H203ZM92 129V128H91ZM112 129V130H111ZM122 129V128H121ZM131 129V127L129 128V130ZM133 129V128H132ZM139 129H140V127H139ZM140 129V130H141ZM143 129H145V128H143ZM143 129H142V131H143ZM145 129V130H146ZM154 129H155V127H154ZM161 129V132L159 133V131L157 132V133H159V137L161 136V138L163 139L164 138V136L165 135H167V134H165V132H162L163 130ZM174 130V131H178V130ZM184 129H182L180 132H178V134L179 133H182V131H183V133L185 134V132L187 131H185L184 132ZM217 129V130H218ZM84 130V129H83ZM96 130V129H95ZM125 131L124 132H126V129H124ZM128 130V131H129ZM144 130V131H145ZM153 130V129H152ZM195 130V129H194ZM194 130H192L193 132H195V133H197V129H196V131H194ZM75 131H77V132H79L80 134L78 135V134H75ZM88 131V130H87ZM90 131V130H89ZM94 131V130H93ZM122 131V130H121ZM127 131V132H128ZM134 131H137V128H136V130H134ZM151 131V130H150ZM155 131V130H154ZM153 131V132H154ZM191 131V130H190ZM191 131V132H192ZM141 132V131H140ZM140 132H137V135L140 133ZM147 132V131H146ZM145 132V133H146ZM153 132H151V133H153ZM199 132V131H198ZM82 133H84V132H82ZM118 133H119V131H118ZM121 133V132H120ZM123 133V132H122ZM121 133V134H122ZM155 133V132H154ZM176 133V132H175ZM174 133V134H175ZM187 134L185 135V136H187L188 134L190 135V134H192V133H190V132H186ZM87 134H88V132H87ZM92 134H94V132L92 133ZM101 134V133H100ZM124 134V133H123ZM131 134V133H130ZM133 134H135V133H133ZM143 134H144V132H143ZM178 134H176V136L175 135H173V136H175V137H177V136H179ZM198 134V133H197ZM243 134V133H242ZM78 135V136H77ZM85 135V134H84ZM83 135V136H84ZM88 135H90V134H88ZM104 135H105V138H104ZM115 135V134H114ZM120 135V134H119ZM136 135V137H138ZM139 135H142V133H140ZM148 135L149 136H146V138L147 137H156L157 135L156 134H149V132H148ZM169 135H167L168 137H169ZM192 135H196V134H192ZM191 135V136H192ZM81 136V135H80ZM92 136H94V135H92ZM97 136L98 135H96V138H97ZM116 136V135H115ZM124 136V138L126 139V133H125V135H123ZM122 136V137H123ZM126 136V137H125ZM145 136V135H144ZM166 136V137H167ZM181 136V135H180ZM185 136L183 135V138H185ZM193 136V137H194ZM198 136V135H197ZM200 136V135H199ZM201 136H204V135H201ZM200 136V137H201ZM217 136V135H216ZM85 137H86V135H85ZM89 137V136H88ZM100 137V136H99ZM117 137V136H116ZM115 137V138H116ZM134 137H135V135H134ZM140 137V136H139ZM143 137V136H142ZM142 137H140V138H142ZM158 137V138H159ZM166 137H165V139H166ZM167 137V138H168ZM174 137V139H176L177 140V138H175ZM83 138V137H82ZM101 138V137H100ZM101 138V139H102ZM117 138H119V136L117 137ZM124 138H123V140H124ZM128 138V137H127ZM144 138V137H143ZM145 138V139H146ZM157 137H156V139L155 140H157L158 139ZM170 138V140L169 141H172V140H174L173 139V137L171 138V137H169ZM179 138V137H178ZM188 138V140L185 142L184 141V139L182 140V141H184L185 143H190V142H193L194 140H193V138H191L192 140H190V138L189 137H187ZM194 138H197V137H194ZM206 138V137H205ZM77 139V138H76ZM81 139V138H80ZM94 139V138H93ZM93 139H91L92 141L90 142L89 141V139L87 140V144L88 145H90L88 148L89 149H92L91 148V145L92 146H94L93 148H95L96 147V144H95V141L93 140ZM120 139V138H119ZM131 139H132V137H131ZM131 139H130V141H131ZM138 139V138H137ZM153 139V138H152ZM151 138L149 139L148 138V140H152ZM162 139H160V140H162ZM172 139V140H171ZM198 139V138H197ZM201 141L204 139H201V138H199ZM211 139V138H210ZM78 140V139H77ZM139 140V139H138ZM141 140V139H140ZM168 140V139H167ZM180 140H181V137H180ZM200 140H198V141H200ZM103 141V140H102ZM105 141V140H104ZM135 141V140H134ZM137 141V140H136ZM143 141V140H142ZM141 141V142H142ZM146 141V140H145ZM195 141H197L196 139H195ZM194 141V142H195ZM200 141V142H201ZM203 141H205V140H203ZM46 142H44V143H46ZM59 142H62L65 146L63 147L62 146V144H60ZM98 142V141H97ZM116 142H118L117 144H116ZM125 142V141H124ZM129 141H127V143H128ZM147 142V141H146ZM151 142V141H150ZM156 142V141H155ZM162 142H164V139H163V141ZM46 143V144H47ZM104 143V142H103ZM166 143V142H165ZM196 143V142H195ZM198 143V142H197ZM39 144V143H38ZM40 144H42V143H40ZM39 144V145H40ZM45 144V147H46V149H47V145ZM58 144H60L63 148V150H64V152H63V150L61 151L60 150V148L58 147ZM75 144V145H74ZM86 144V145H87ZM105 144V143H104ZM106 144V145H107ZM121 144H122V142H121ZM121 144H119V145H121ZM124 144V143H123ZM154 144V143H153ZM38 145V148H40V146ZM107 145V146H108ZM60 146V147H61ZM103 146V145H102ZM115 146V147H116ZM122 147H123V145H121ZM152 146H154V145H152ZM152 146H150V148L152 147ZM230 146H232V145H230ZM76 147V146H75ZM98 147V146H97ZM114 147V148H115ZM236 146L234 145V147L232 148V147H228V148H232V149H228L227 147H226V150L228 149V151L229 150H231V153H230V155H234L233 157H235L236 155H237V148H235ZM105 148V147H104ZM111 148V147H110ZM109 148V149H110ZM118 148H121V147H118ZM86 149V148H85ZM101 149H103V148H101ZM100 148H99V150H101ZM108 149V148H107ZM107 149H106V151H107ZM116 149V148H115ZM123 149H125V148H123ZM42 150V151H43ZM94 150V149H93ZM111 150H114V149H111ZM119 150V149H118ZM117 150V151H118ZM121 150V149H120ZM128 150V149H127ZM225 150V151H226ZM67 151V152H68ZM73 151V150H72ZM95 151H97L96 149H95ZM94 151V152H95ZM90 152H92V151H90ZM101 152V151H100ZM103 152H105V150L103 151ZM110 152V151H109ZM108 152V153H109ZM111 152H114V151H111ZM110 152V153H111ZM116 152V151H115ZM124 152V151H123ZM133 152V151H132ZM188 152H189V150H188ZM69 153H70V151H69ZM81 153V152H80ZM87 153H89V152H87ZM99 153V152H98ZM109 153V154H110ZM134 153V152H133ZM43 154V153H42ZM67 154V153H66ZM91 154V153H90ZM96 154V153H95ZM109 154H108V156H109ZM112 154H115V153H112ZM122 154V153H121ZM120 154V155H121ZM125 154H131V153H129V151H128V153H124V158H125ZM189 154H191V152L190 153H188V155ZM67 155H69V154H67ZM98 155V154H97ZM138 155V154H137ZM229 155V154H228ZM42 156H44V157H46V155H42ZM86 156H88V155H86ZM112 156H115V155H112ZM117 156V155H116ZM115 156V157H116ZM130 156V155H129ZM133 156V155H132ZM65 157V156H64ZM63 157V159H64V161H66L65 160V158ZM68 157V156H67ZM71 157V156H70ZM78 157H80V156H78ZM83 156H81V159H79V160H85L84 159V157L82 158ZM97 157V156H96ZM100 157V156H99ZM105 157H107L106 155H105ZM126 157H128V156H126ZM134 157V156H133ZM132 157V158H133ZM9 158V157H8ZM69 158V157H68ZM76 158V157H75ZM92 158V157H91ZM95 158V157H94ZM103 158V157H102ZM113 158L114 157H111V155L109 156V158H107V161L108 162H111V161H114L113 160ZM117 158V157H116ZM118 158H119V156H118ZM120 158H122L123 159V155L120 157ZM62 159V160H63ZM88 159V158H87ZM98 159V158H97ZM105 159V158H104ZM121 159V160H122ZM131 159V158H130ZM136 159H137V157H136ZM139 159V158H138ZM143 159V158H142ZM3 160V161H4ZM44 160V159H43ZM44 160V161H45ZM56 160V161H55ZM59 160V159H58ZM72 160V159H71ZM74 160V159H73ZM101 160V159H100ZM120 160V162H122ZM132 160V159H131ZM144 160V159H143ZM142 160V161H143ZM47 161H45V162H47ZM126 161V160H125ZM62 161H61V159H60V161H59V163H61ZM67 162H69L68 160H67ZM76 162H79V161H76ZM99 162V161H98ZM117 162V161H116ZM128 162V161H127ZM139 162V161H138ZM146 162H147V160H146ZM63 164L65 163V162H62ZM81 163V162H80ZM91 163V162H90ZM113 162H111V164H112ZM115 163V162H114ZM113 163V164H114ZM131 163V162H130ZM9 164V165H10ZM83 164V163H82ZM112 164V165H113ZM116 164V163H115ZM118 164H119V161H118ZM124 164V163H123ZM5 165L6 164H2L1 162H0V173H2L1 171L2 170H4L5 168H7V166L8 165H6V167H5ZM10 165V166H11ZM59 165V164H58ZM64 165H66V164H64ZM67 165H70V164H68L67 163ZM95 165V164H94ZM101 165V164H100ZM153 165V164H152ZM11 166V168L12 169H14V168H16V167H12ZM48 166V167H49ZM72 166V165H71ZM77 166V165H76ZM111 166V165H110ZM109 166V167H110ZM46 167H47V165H46ZM45 166H44V168H46ZM60 167V166H59ZM63 167V166H62ZM62 167L59 169V173H57V174H60V172L62 171L61 169H62ZM78 167V166H77ZM96 167V166H95ZM125 167V166H124ZM55 168H52V169H55ZM72 168V167H71ZM9 169V168H8ZM42 169V168H41ZM47 169V168H46ZM107 169V168H106ZM142 169V168H141ZM40 170V169H39ZM38 170V171H39ZM43 170V169H42ZM41 170V171H42ZM49 170V172H50V169H48ZM61 170V171H60ZM65 170V169H64ZM73 170V169H72ZM92 170V169H91ZM90 170V171H91ZM108 170V169H107ZM114 170V169H113ZM24 171V170H23ZM37 171V170H36ZM35 171V172H36ZM38 171H37V173H38ZM46 171V170H45ZM45 171H43V172H45ZM52 171H54V170H52ZM70 171H71V169H70ZM79 171V170H78ZM82 171V170H81ZM19 172V171H18ZM27 172V171H26ZM40 172V171H39ZM43 172H41V173H43ZM48 172V171H47ZM46 172V173H47ZM49 172L47 173L48 175H49ZM57 172V171H56ZM64 172V171H63ZM63 172H62V174H63ZM5 173V172H4ZM20 173V172H19ZM24 173V172H23ZM34 173V172H33ZM32 173V174H33ZM65 173V172H64ZM68 173V172H67ZM66 173V174H67ZM28 174V173H27ZM45 174V173H44ZM51 174V173H50ZM80 174V173H79ZM8 175V174H7ZM13 175H14V173H13ZM25 175V174H24ZM31 175V174H30ZM40 175V174H39ZM68 175V174H67ZM70 175V174H69ZM68 175V176H69ZM81 175V174H80ZM53 175H51V177H52ZM55 176H59V175H55ZM64 176H65V174H64ZM71 176V175H70ZM8 177V176H7ZM33 177V176H32ZM38 177V176H37ZM45 176H43V178H44ZM47 177L48 176H46V179H47ZM49 177H50V175H49ZM60 177L62 178V176H61V174H60ZM58 178V180L59 179H61V178ZM72 177V176H71ZM41 178V177H40ZM41 179V180H44V179ZM69 178V177H68ZM9 179V178H8ZM16 179V178H15ZM49 179V178H48ZM51 179V178H50ZM54 179V178H53ZM7 180V179H6ZM16 180H18V179H16ZM4 181H5V179H4V177H0V264H2V263H4V262H6V261H13V260H15V261H17L18 260V257H20V256H22V255H20V254H23L24 255V257H25V254H26V252L28 253L29 251H31L32 252V254H36V257H35V259L38 257V255H37V253H39L40 255H44L45 257H47V258H49L50 259V257H49V255L48 254H50V253H46L45 252V250H44V248H43V245H41V243L39 244V242H38V240H36V235L38 236V233L35 231V229H40V228H44V227H47L46 225V223H48L49 222V219L51 218L52 219V217H50V218H48V215H50V213L49 212H52L53 213V211L54 210H56L57 211V209L59 208H55L56 207V205L54 204L55 202H56V200L54 201V200H52V199H49V197H48V199H49V201H48V204L47 205H42L43 204V201H42V204L40 203V202H38V200H37V198H36V196H34V192H33V194H31L32 192H29V190H26V188H23V186H21L22 184H19L18 182H19V180L17 181V183H11L10 182V180H8V181H6V182H8L10 185H8L6 182V184L8 185V186H6V184L4 185ZM54 181H57L56 179L54 180ZM54 181H51V182H54ZM60 181V180H59ZM58 181V182H59ZM61 181H63V184H64V180H62L61 179ZM115 181V180H114ZM14 182H15V180H14ZM45 182H47L46 180H45ZM49 182V181H48ZM69 182V181H68ZM75 182V181H74ZM21 183V182H20ZM71 184H72V182H70ZM43 184L45 185V183L43 182ZM50 184V183H49ZM59 184H61V185H63L61 182H59ZM65 184H68L67 182H65ZM78 184V183H77ZM111 184V183H110ZM4 185V186H3ZM54 185V184H53ZM70 185V184H69ZM263 185H264V183H263ZM31 186V185H30ZM46 186V185H45ZM64 186V188H66L65 187V185H63ZM72 186H75V184L73 185L72 184ZM72 186H70V187H72ZM52 187V186H51ZM56 188L58 187L57 185L55 186ZM67 187H68V185H67ZM29 188V187H28ZM47 188V187H46ZM48 188H49V185H48ZM53 188V187H52ZM56 188H55V190H56ZM63 188V187H62ZM73 188V187H72ZM75 188V187H74ZM42 189H43V187H42ZM49 190V189H48ZM47 190V191H48ZM68 190H69V188H68ZM68 190H66V191H68ZM31 191V190H30ZM52 191H54V190H52ZM57 191H59L58 189H57ZM57 191H55L56 193H55V195L58 193ZM61 191H62V189H61ZM61 191H59V193H60V195H61ZM65 191V190H64ZM46 192V191H45ZM63 192V191H62ZM72 192H73V190H72ZM261 191H259V193L255 196V197H253V196H245V198L243 199V201H242V207H241V210H240V215L239 216H237L235 213H233V212H231L230 214L228 213L227 214V218H226V220H224V224H223V226L222 225H219V226H214V225H212V224H210V220L211 219H209V218H206L205 220H204V222L205 223H203V224H198V225H194L193 227H192V229L190 230V231H188L187 232V236H186V239L187 240H189V241H191L193 238H201V237H203V235H206V236H209V238L210 239H214V242H215V249H217V248H219V247H226L227 248V250H228V253L226 254V255H224L223 257H220V256H216V260H215V262H216V264H219L221 261H223V263L222 264H264V199H263V197H262V195H263V193H260ZM41 193V192H40ZM49 193V192H48ZM48 193H46V194H48ZM50 193H51V191H50ZM54 193V192H53ZM59 193H58V195H59ZM66 194V193H65ZM71 194V193H70ZM37 195V194H36ZM51 195H54V194H51ZM63 195V194H62ZM73 195V194H72ZM42 196H44V195H41V197ZM48 196H50V194L48 195ZM40 197V198H41ZM46 197V196H45ZM59 197V196H58ZM47 198V197H46ZM54 198H56V196L54 197ZM53 198V199H54ZM60 198V197H59ZM74 198V197H73ZM57 199V198H56ZM104 199V198H103ZM72 200V199H71ZM58 201V200H57ZM68 202V201H67ZM45 203V202H44ZM58 203V202H57ZM56 203V204H57ZM61 203H63V201L61 202ZM61 203L59 202L58 204H60L61 205ZM65 203V205H66V202H64ZM83 203V202H82ZM74 204V203H73ZM59 205V206H60ZM65 205H61V206H65ZM68 205H70V203L68 204L67 203V205L66 206H68ZM72 206V205H71ZM70 206V207H71ZM157 207V206H156ZM155 207V208H156ZM60 208H62V207H60ZM59 208V209H60ZM78 208V207H77ZM154 208V212H157V215L158 216H160L161 214H158L160 211L159 210H157L156 211V209ZM157 208H159V207H157ZM58 209V210H59ZM76 209V208H75ZM161 209V208H160ZM64 210V209H63ZM66 210H69V209H66ZM60 211H61V209H60ZM59 211V212H60ZM65 211V210H64ZM63 211V212H64ZM71 211H73V210H71ZM76 211H77V209H76ZM79 211V210H78ZM107 211V210H106ZM153 211H152V214H150V217H149V228L147 229L148 231L147 232H145L146 233V235L144 234L143 236H144V240L147 242H151V239L153 238V235H154V230L153 229H156V226H157V223L159 222V220H158V218H160V217H156V213H153ZM233 211V210H232ZM55 212V211H54ZM58 212V211H57ZM55 213V215L56 214H60V213ZM75 212V211H74ZM80 212V211H79ZM82 212V211H81ZM84 212V211H83ZM82 212V213H83ZM73 213V212H72ZM111 213V212H110ZM114 213V212H113ZM149 213V212H148ZM153 214H155L154 216H151V215H153ZM163 214V213H162ZM71 215H73V214H71ZM52 216H54L53 214H52ZM57 216V215H56ZM59 216V215H58ZM62 216V215H61ZM70 216V215H69ZM82 216V215H81ZM84 216V215H83ZM60 217V216H59ZM74 217V216H73ZM121 217V216H120ZM56 218V217H55ZM61 218V217H60ZM63 218H64V216H63ZM82 218V217H81ZM53 219H54V217H53ZM118 219V218H117ZM56 220V219H55ZM58 221H59V219H57ZM64 220V219H63ZM120 220V219H119ZM122 220V219H121ZM124 220V219H123ZM122 220V221H123ZM144 220V219H143ZM54 221V220H53ZM116 221V220H115ZM118 221V220H117ZM121 221V222H122ZM158 221V222H157ZM51 223V222H50ZM58 223V222H57ZM62 223V222H61ZM118 223V222H117ZM116 223V224H117ZM126 223V222H125ZM124 224V223H123ZM48 225H49V223H48ZM62 225V224H61ZM115 225V224H114ZM118 225V224H117ZM122 225V224H121ZM145 225V224H144ZM56 226V225H55ZM54 226V227H55ZM60 226V225H59ZM69 226V225H68ZM140 226V225H139ZM53 227V228H54ZM65 227V226H64ZM109 227V226H108ZM119 227H120V225H119ZM59 228V227H58ZM106 228H107V226H106ZM144 228V227H143ZM96 229V228H95ZM159 229V228H158ZM97 230V229H96ZM96 230H94V233H95V231ZM143 230V229H142ZM86 231V230H85ZM100 231V230H99ZM117 231V230H116ZM156 231V230H155ZM115 232V231H114ZM120 232V231H119ZM154 232V233H153ZM53 233V232H52ZM61 233V232H60ZM97 233H100V232H96V234ZM102 233V232H101ZM113 233V232H112ZM121 233V232H120ZM117 234L119 235V233L117 232ZM133 234V233H132ZM57 235V234H56ZM62 235V234H61ZM74 235V234H73ZM93 235H95V234H93ZM92 235V236H93ZM114 235V234H113ZM135 235H136V233H135ZM90 236V235H89ZM88 236V237H89ZM99 235L97 234V237H98ZM116 236V235H115ZM142 236V237H143ZM40 237V236H39ZM44 237V236H43ZM48 237H50V236H48ZM91 237V236H90ZM89 237V238H90ZM95 237H96V235H95ZM134 237V236H133ZM155 237V236H154ZM157 237V236H156ZM51 238V237H50ZM101 238H103V237H101ZM112 238H113V236H112ZM114 238H116V237H114ZM48 239V238H47ZM54 239V238H53ZM59 239V238H58ZM61 239V238H60ZM86 239H88V238H85V240ZM98 239V238H97ZM130 239V238H129ZM36 240V241H35ZM41 240H42V238H41ZM85 240H83V241H85ZM99 240H100V238H99ZM116 240V239H115ZM132 240V239H131ZM143 240V238H142V241H144ZM158 240V239H157ZM33 241H35V243H36V245L34 244V242ZM48 241V240H47ZM58 241V240H57ZM60 241V240H59ZM82 241V242H83ZM87 241V240H86ZM85 241V242H86ZM97 241L98 240H96V238H94V239H91V240H88V242L84 245V247L82 248V247H80V248H82V249H78V251L76 252V251H73V252H71V253H69L68 254V257H67V259H69V260H76L74 263L75 264H77V262H79V263H82V261L83 260H85V257H87V255H88V253L90 252V250H92V247L97 243ZM103 241H104V239H103ZM130 241V240H129ZM144 241V242H145ZM152 241H153V239H152ZM38 242V243H37ZM55 242V241H54ZM78 242V241H77ZM102 242V241H101ZM100 241H99V243H101ZM116 242H117V240H116ZM121 242H123V240L122 241H120V243ZM124 242H126V241H124ZM123 242V243H124ZM133 242V241H132ZM146 242H145V245H146ZM53 243V242H52ZM57 243V242H56ZM55 243V244H56ZM104 243V242H103ZM119 243V244H120ZM126 243H128V241L126 242ZM38 244V245H37ZM42 244H44V243H42ZM62 244V243H61ZM78 244H80V243H78ZM78 244H77V248H78ZM84 244V243H83ZM82 243H81V245H83ZM152 244V243H151ZM60 245V244H59ZM71 245H72V243H71ZM70 245V246H71ZM75 245H76V243H75ZM75 245H74V247H75ZM97 245H100V244H97ZM124 245V244H123ZM61 246V245H60ZM101 246H103V245H101ZM105 246V245H104ZM104 246L102 247V248H104ZM129 246V245H128ZM137 246H139V245H137ZM67 247V246H66ZM113 247V246H112ZM111 247V248H112ZM68 248V247H67ZM66 248V249H67ZM77 248H75V249H77ZM96 248V247H95ZM99 248V247H98ZM124 248V247H123ZM130 248H132V247H130ZM149 248V247H148ZM153 248V247H152ZM55 249V248H54ZM69 249V248H68ZM72 249H73V245H72ZM101 249V248H100ZM107 249V248H106ZM128 249V248H127ZM140 249V248H139ZM145 249H146V247H145ZM221 249V248H220ZM47 250V249H46ZM60 250V249H59ZM65 250V249H64ZM99 250V249H98ZM97 249H96V251H98ZM104 250V249H103ZM120 250V249H119ZM26 251V252H25ZM51 251H53V250H51ZM57 251V250H56ZM63 251V250H62ZM72 251V250H71ZM101 251V250H100ZM100 251H99V253H100ZM125 251V250H124ZM144 251V250H143ZM23 252H25V253H23ZM31 252H29L28 253V255L30 254L31 255ZM50 252V251H49ZM102 252V251H101ZM103 252H105V251H103ZM128 252H130V251H128ZM135 252V251H134ZM138 252H139V250H138ZM60 253V252H59ZM92 253V252H91ZM93 253H95V252H93ZM92 253V254H93ZM98 253V254H99ZM112 253V252H111ZM119 253V252H118ZM126 253V252H125ZM54 254V253H53ZM96 254V253H95ZM115 254H117L116 252H115ZM133 254H135V253H133ZM215 254H216V252H215ZM218 254V253H217ZM51 255H52V253H51ZM50 255V256H51ZM100 255V254H99ZM99 255H97V258H99ZM102 255V254H101ZM126 255V254H125ZM124 255V256H125ZM136 255V254H135ZM149 255V254H148ZM31 256H33V255H31ZM30 256V257H31ZM35 256V255H34ZM43 256V257H44ZM53 256V255H52ZM79 257L78 259L76 258V257ZM88 256H90V255H88ZM92 256V255H91ZM103 256H105V254L103 255ZM127 256V255H126ZM131 256L132 255H130V259H132V260H130V259H127V261H126V259L124 260L125 262H122L123 260L120 258V261H118V263H116V262H114V263H116V264H139L137 261H135V260H137V259H133V258H136V257H133L132 256V258H131ZM139 256V255H138ZM23 257V256H22ZM28 257V256H27ZM40 257V256H39ZM66 257V256H65ZM64 257V258H65ZM102 257V256H101ZM100 257V258H101ZM117 257V256H116ZM119 257V256H118ZM122 257V256H121ZM128 257V256H127ZM32 258V257H31ZM46 258V259H47ZM52 259H54V257H51ZM90 258V257H89ZM96 258V259H97ZM99 258V259H100ZM105 258V257H104ZM124 258V257H123ZM22 259V258H21ZM23 259H25V258H23ZM22 259V261H24ZM26 259H28L27 261V264H31V261H33V259L34 258H32V260L30 261L29 260V257L28 258H26ZM35 259H34V261H35ZM39 260H41L40 258H38ZM38 259H37V262H38ZM44 259V258H43ZM56 259V258H55ZM54 259V260H55ZM61 259V261H62V258H60ZM91 259H92V257H91ZM95 259V258H94ZM92 260V261H94V264H95V262H97V260L95 261V260ZM98 259V263H100V262H102L103 264H105L104 262V260L101 258V260L102 261H100ZM111 259V258H110ZM220 259H221V261H220ZM59 262H60V260H59V258L57 259ZM56 260V261H57ZM87 260H88V257H87ZM90 260V259H89ZM107 260V259H106ZM115 260V259H114ZM122 260V261H121ZM130 260V261H129ZM142 260V259H141ZM140 260V261H141ZM26 261V260H25ZM67 261V260H66ZM100 261V262H99ZM109 261V260H108ZM113 260H110V263L109 262H106V264L108 263V264H114L113 262H112ZM138 261H139V258H138ZM139 261V262H140ZM220 261V262H219ZM19 262H20V260H19ZM18 262V263H19ZM36 262V264H38ZM41 262V261H40ZM39 262V264H41ZM52 262H53V260H52ZM55 262V261H54ZM88 262V261H87ZM112 262V263H111ZM121 262V263H120ZM142 262V261H141ZM147 262V261H146ZM6 263H8V262H6ZM10 263V262H9ZM20 263H22V262H20ZM26 263V262H25ZM35 263V262H34ZM45 263V262H44ZM56 263V262H55ZM61 263H63V262H61ZM66 263V262H65ZM71 263V262H70ZM89 263H91L92 264V262H89ZM101 263V264H102ZM153 263V262H152ZM33 264V263H32ZM84 264V263H83ZM86 264H88V263H86ZM142 264V263H141ZM147 264V263H146ZM154 264V263H153Z\"/></svg>",
	"mask_w": 264,
	"mask_h": 264
}]
</instances>
